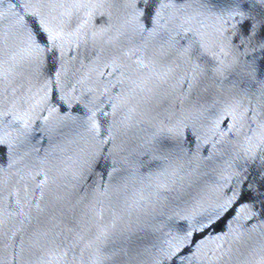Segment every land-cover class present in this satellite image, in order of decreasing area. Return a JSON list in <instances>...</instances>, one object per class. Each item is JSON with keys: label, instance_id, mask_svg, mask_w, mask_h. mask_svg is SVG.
<instances>
[{"label": "water", "instance_id": "water-1", "mask_svg": "<svg viewBox=\"0 0 264 264\" xmlns=\"http://www.w3.org/2000/svg\"><path fill=\"white\" fill-rule=\"evenodd\" d=\"M0 264H264V0H0Z\"/></svg>", "mask_w": 264, "mask_h": 264}]
</instances>
